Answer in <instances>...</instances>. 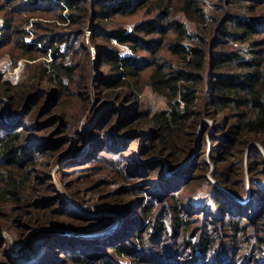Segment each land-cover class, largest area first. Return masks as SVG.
I'll use <instances>...</instances> for the list:
<instances>
[{
    "label": "rangeland",
    "instance_id": "rangeland-1",
    "mask_svg": "<svg viewBox=\"0 0 264 264\" xmlns=\"http://www.w3.org/2000/svg\"><path fill=\"white\" fill-rule=\"evenodd\" d=\"M3 1L0 0V36L4 15L9 14ZM233 1L204 0V6L211 14L221 5L245 11L248 8L240 6L251 3L249 0ZM92 4L89 0L90 11L84 29L75 38H79L76 42L89 48L88 75L83 74L84 68L79 71L71 86L70 101L62 107L70 114L75 112L76 122L80 120L77 132L63 127L60 102L64 97L50 91L35 102L39 108L37 116L43 113V118L32 123L27 116L19 118L28 125L30 133L36 135L33 145L41 155L36 190L46 198L40 203L42 207L52 203L50 210L55 217L64 213L61 219L73 228L41 233L50 228L32 227L33 212L43 210L39 204L29 208L12 205L0 208V264H34L38 260H43L40 264H73L67 260L80 255L83 250L96 252L97 257L103 258L101 263L109 259L105 252L111 251L109 244L112 241L130 236L136 238L138 230L153 223L155 214L157 219L164 221L168 234L150 240V230L144 232L149 238L148 252L134 258L122 257V263L181 264L178 256L166 259V250L177 249L176 242L181 244L179 251L188 257L181 259L183 264L203 262L206 260L203 254L193 252L181 237L172 234L174 210L181 203L184 207L182 218L187 221L189 235L197 230L198 236H204L207 228L216 239L215 256L207 257V264H264V173L252 167L261 156L264 159V133L249 135L251 137L242 134L237 146L236 118L225 114L215 118L205 115L190 128L194 151L177 168L170 169L169 158L155 150L145 154L146 146L151 149L153 139L140 133L137 127L141 124L140 113L153 114L166 108L167 100L150 86H145L139 96L132 95L128 89L105 88L104 75L108 68L99 64L93 44L94 35L100 32L97 27H112L117 23L130 27L144 17V12L103 22L99 17L94 19L96 10ZM15 5L19 12L10 14L11 18L29 15L31 20H47L39 16L54 18V13L59 10L54 3L40 2L31 5L40 10L24 14L25 8H32L19 2ZM43 9H52V12L44 14ZM257 11L264 16V5L258 6ZM32 28L31 23L27 25L28 30ZM258 29L262 32L259 39L264 41V18ZM230 46L247 58L253 55L248 42L231 40ZM120 47L124 53L130 52L128 47ZM20 53L13 45L0 49V73L14 83L33 72L31 66L39 61L51 60L50 56L35 60L20 58ZM85 75L87 77L83 79ZM7 103L6 99L5 105ZM45 127L42 132L39 130ZM226 173L228 178L232 177L234 192L217 177ZM187 182H190L189 188L180 195L182 201L172 198ZM55 197L58 200H52ZM142 206L152 208L153 216L144 220ZM51 215L49 211V217ZM241 218L250 222L241 227L246 232L242 230L240 235L244 237L235 242L231 239L233 230L228 220ZM75 244L82 247L63 250ZM251 247L255 248L257 256L252 255ZM64 258L67 259L65 262L60 261Z\"/></svg>",
    "mask_w": 264,
    "mask_h": 264
},
{
    "label": "trees",
    "instance_id": "trees-1",
    "mask_svg": "<svg viewBox=\"0 0 264 264\" xmlns=\"http://www.w3.org/2000/svg\"><path fill=\"white\" fill-rule=\"evenodd\" d=\"M92 1V7L96 10L94 19L99 17L103 22H111L117 16L126 17L144 12V17L130 27L120 23L112 27H97L100 32L94 35L93 44L97 49L99 64L108 68L104 75L105 88L128 89L132 95L139 96L145 86H150L167 100L166 108L153 114L148 111L140 113L141 124H137V127L140 133L153 139L151 149L146 146L145 154L155 150V153L159 152L169 158L170 169L177 168L194 151L190 128L205 115L215 118L225 114L236 118L237 146L242 134L249 136L264 133V41L259 39L262 32L258 29L264 16L257 11L258 6L264 5V0H249L251 3L248 6H240L248 8L245 11L221 5L211 14L207 13L204 0ZM3 2L7 4L8 7L4 8H9V14L4 15L0 49L13 45L21 52L20 58L35 60L40 56H50L51 60H41L31 66L34 71L15 83L0 73V208L11 205L29 208L39 204L43 210L33 212L32 227L72 229V225L61 219L64 213L55 217L50 210L52 203L45 207L40 203L46 198L36 190L39 186L36 173L41 155L33 145L36 135L30 133L28 125L19 118L27 116L31 123L43 118V113L37 116L39 108L35 102L50 91L64 97L60 102V115L65 122L63 127L77 132L80 120L76 122L75 112L70 114L62 107L70 101L71 86L79 71L84 68L83 74L88 72L89 48L76 42L79 38H75L84 29L90 11L89 0ZM17 2L32 8H25L24 14H34L40 10L31 6L40 2L54 3L59 10L54 13V18L39 16L47 20H31L29 15L11 18L10 14L19 12L15 5ZM43 10L44 14L52 12V9ZM30 23L33 25L32 30L27 29ZM231 40L248 42L252 46L253 55L245 57L230 46ZM120 46L128 47L130 52L124 53ZM6 99L8 103L5 105ZM44 129L46 127L39 130L42 132ZM253 165V170L264 173L262 156ZM217 177L234 192L232 177L228 178L227 173L224 176L218 174ZM189 184L187 182L172 198L182 201L183 196L180 195L187 191ZM52 200L58 199L55 197ZM239 205L242 206L241 203ZM140 210L144 220L153 216L150 207L142 206ZM49 211L52 214L50 217ZM183 211L182 203L175 207L172 234L181 237L188 248L203 254L206 260L207 257H214L217 242L213 234L205 228L204 236H198L197 230L189 235L187 221L182 218ZM154 216L153 223L138 230L136 238L130 236L117 242L112 241L109 244L111 251L105 252L109 259L101 263L99 261L103 258L97 257L96 252L85 250L69 260L64 258L60 261L67 260L73 264H124L122 257L144 255L148 252L149 240L144 232L150 230V240L168 234L164 221L157 219L156 214ZM228 222L233 230L231 239L238 242L243 236L240 232H246L241 227L250 220L229 219ZM175 245L177 249L166 250V259L178 256L179 262L183 264L181 259L188 257L179 251L182 248L180 243L176 242ZM80 246L75 244L63 250L67 252ZM251 249L252 255L257 256L255 248ZM206 260L197 264H207ZM42 261L38 260L34 264Z\"/></svg>",
    "mask_w": 264,
    "mask_h": 264
},
{
    "label": "water",
    "instance_id": "water-1",
    "mask_svg": "<svg viewBox=\"0 0 264 264\" xmlns=\"http://www.w3.org/2000/svg\"><path fill=\"white\" fill-rule=\"evenodd\" d=\"M55 231H59V229H56V228H50V229H44V230H41V233H51V232H55ZM62 232H68L70 233L71 231H68V230H60Z\"/></svg>",
    "mask_w": 264,
    "mask_h": 264
}]
</instances>
